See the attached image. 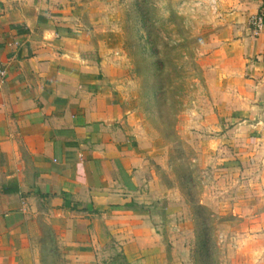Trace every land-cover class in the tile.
<instances>
[{
  "label": "crops",
  "instance_id": "obj_1",
  "mask_svg": "<svg viewBox=\"0 0 264 264\" xmlns=\"http://www.w3.org/2000/svg\"><path fill=\"white\" fill-rule=\"evenodd\" d=\"M213 1L194 126L208 158L221 147L264 178V18L249 21L264 0ZM75 13L72 0H0V264H37L42 224L66 264H164L156 229L177 188L152 167L167 173L165 145Z\"/></svg>",
  "mask_w": 264,
  "mask_h": 264
},
{
  "label": "rangeland",
  "instance_id": "obj_2",
  "mask_svg": "<svg viewBox=\"0 0 264 264\" xmlns=\"http://www.w3.org/2000/svg\"><path fill=\"white\" fill-rule=\"evenodd\" d=\"M72 6L120 70L147 135L165 145L167 173L152 167L168 188H177V196L168 192L171 207L156 229L164 264H264V239L254 235L264 229V178L250 162L223 159L221 147L208 158L207 131L196 129L190 112L203 96L206 70L197 60L220 19L215 2L72 0ZM223 133L221 126L209 135L221 140ZM40 227L46 240H37V264H66L53 228Z\"/></svg>",
  "mask_w": 264,
  "mask_h": 264
},
{
  "label": "built area",
  "instance_id": "obj_3",
  "mask_svg": "<svg viewBox=\"0 0 264 264\" xmlns=\"http://www.w3.org/2000/svg\"><path fill=\"white\" fill-rule=\"evenodd\" d=\"M263 18H264V9L251 16L249 21L253 26H255V28H259L263 24ZM3 72L4 70L0 64V76H2Z\"/></svg>",
  "mask_w": 264,
  "mask_h": 264
}]
</instances>
